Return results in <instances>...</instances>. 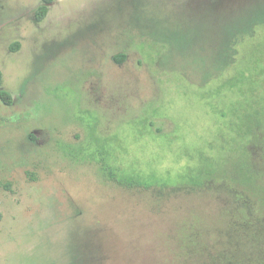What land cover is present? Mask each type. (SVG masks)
<instances>
[{"label": "rangeland", "instance_id": "1", "mask_svg": "<svg viewBox=\"0 0 264 264\" xmlns=\"http://www.w3.org/2000/svg\"><path fill=\"white\" fill-rule=\"evenodd\" d=\"M253 1L53 0L36 21L40 0H0V89L13 98L0 101V264H144L140 250L174 230L209 247L232 225V201L215 199L233 197L225 185L264 213V22L219 58L222 24ZM100 150L175 198L153 215L144 193L101 176ZM259 236L234 235L264 257ZM162 250L158 264L177 259Z\"/></svg>", "mask_w": 264, "mask_h": 264}, {"label": "trees", "instance_id": "2", "mask_svg": "<svg viewBox=\"0 0 264 264\" xmlns=\"http://www.w3.org/2000/svg\"><path fill=\"white\" fill-rule=\"evenodd\" d=\"M40 1L41 5L35 11L36 21H41L43 19V17L47 13L49 5L53 2V0ZM232 15L234 18H230V16ZM230 16H228L226 21L222 24L223 30H221V35L225 37H222V50L219 56V58H221L220 62L222 63L225 62L226 56L227 59L230 58L231 60L232 56H234V54L236 53V45L238 44V42L245 37L252 36L256 25L264 22V0H255L250 4H247V7H244L242 13L241 11H234L230 14ZM125 28H127L126 30H129L131 28L130 30L134 31V34L144 40L151 38V32L142 29L138 24H126ZM124 29L121 28L120 30H118L120 32V35L122 33L124 34ZM124 57L125 53H123V51L112 56L113 60L117 63H121ZM219 73L220 72L218 71L215 75H218ZM0 101L2 102V104L9 106L11 105V103H13V98L7 91L0 89ZM90 137L95 138L96 136L90 134L88 135V138ZM28 138L31 141L35 140V136L30 132L28 133ZM101 144L102 143H100L99 145ZM257 145L261 146V140ZM99 152L102 156L98 159L96 158L94 161L99 163V171H101V176L109 181V183L111 182L113 183V185L119 187L120 189L127 190L130 193H144L142 195H144L145 197L142 198L147 201L146 204L149 206L150 212L153 215H158L160 211L164 209L165 206H167V204L173 198H175L164 197V194L161 191L163 187L167 188V186L165 185L160 184L161 186H155L147 184L144 183L137 174L135 175V173H128L127 175L126 171L124 169L121 170L119 166H108V159L107 157H105L104 152L102 150H100ZM257 164L258 163L247 161V163L244 164L243 171H245L246 174L250 176L253 172H255L254 167H256ZM197 184L198 185H193L191 187H205V185H203L204 182ZM224 187H226V191H228L229 194H232L233 197H215V199L223 206H225V204L229 205V203L232 201L233 206H230L229 214L232 225L230 226L231 228L226 231V235L224 234L222 237L214 235L212 238L213 242L209 246L210 248L201 246L198 247V249H195L193 247L188 248L186 244L193 242L199 243L201 241L199 232H194L195 230H192L187 232L186 235L181 236L179 235L178 230H174L168 233L170 236L174 235L172 239L163 240L164 243L160 244L159 246H153L152 248L149 246H145L140 250L141 254H145L144 264H158V261H160L158 255L162 251L165 252L164 250H162V247L170 248V250L174 249L177 252V259H174L173 263L171 264H264V257L260 255L257 257H253L252 253H249L247 250H245L244 247H241V245L251 246L254 242L257 241L255 238H258L259 235H262V237H264V213L259 211V205L261 203L258 199L256 200L252 197H249L247 192L240 187L232 188L227 185H225ZM180 188L181 187H175L170 189V191L177 192ZM183 189L188 190L189 188ZM255 228L262 230V232L256 231L257 235H254L253 232L254 230H256ZM250 230L253 231L246 237L247 233ZM114 233L116 236L115 244H117V246H121V244H125L127 242L125 240L126 237L122 236L119 233ZM232 233L237 238H239L241 242L240 246L236 242L235 237ZM260 240L262 241L261 237ZM102 241L104 242L103 239ZM173 244L174 246H172ZM220 244L222 246H219ZM88 251H90V249L86 251V255ZM99 253L100 252H98V254ZM86 257L92 258L91 255Z\"/></svg>", "mask_w": 264, "mask_h": 264}]
</instances>
